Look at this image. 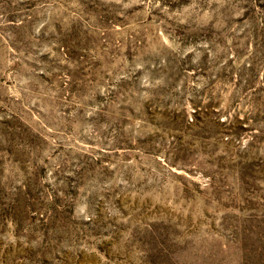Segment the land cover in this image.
I'll return each mask as SVG.
<instances>
[{
    "label": "rangeland",
    "instance_id": "374dc122",
    "mask_svg": "<svg viewBox=\"0 0 264 264\" xmlns=\"http://www.w3.org/2000/svg\"><path fill=\"white\" fill-rule=\"evenodd\" d=\"M0 264H264V0H0Z\"/></svg>",
    "mask_w": 264,
    "mask_h": 264
}]
</instances>
